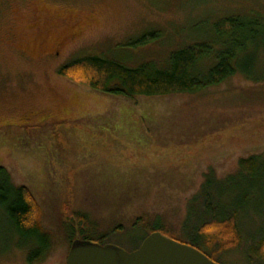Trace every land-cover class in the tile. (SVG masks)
<instances>
[{"label":"rangeland","instance_id":"374dc122","mask_svg":"<svg viewBox=\"0 0 264 264\" xmlns=\"http://www.w3.org/2000/svg\"><path fill=\"white\" fill-rule=\"evenodd\" d=\"M237 14L264 17V0H0V167L32 191L52 233L33 264H67L70 238L82 237L64 223L69 204L98 221L94 241L106 234L133 251L159 223L219 264H264L250 253L264 235V81L237 74L201 93L126 98L59 73L89 56L167 67L171 52ZM252 156L249 175L240 161ZM239 205V245L200 241L203 223ZM10 234L0 213V264H31Z\"/></svg>","mask_w":264,"mask_h":264},{"label":"trees","instance_id":"16d2710c","mask_svg":"<svg viewBox=\"0 0 264 264\" xmlns=\"http://www.w3.org/2000/svg\"><path fill=\"white\" fill-rule=\"evenodd\" d=\"M203 32L202 42L171 52L167 67H160L153 62L130 67L116 59L89 56L63 66L59 73L100 92L126 98L201 93L229 81L237 74L252 78L257 83L264 81V69L261 75L256 72L258 56L264 49V17L255 14H249L248 17L229 15L214 22ZM151 37L146 35L133 42V45L146 44ZM240 164L252 175L258 157L242 159ZM205 195L207 208L212 210L211 196L208 193ZM250 197L251 194L246 193L241 206H245ZM241 206H231L234 211L229 216L223 212L222 218L203 223L197 229L202 237L200 241L211 244L217 239L222 243L218 247L220 252L234 244L228 242L231 235L237 238L235 245H239L241 232L237 224V211ZM65 208L64 223L72 231L71 236L79 231L82 236L80 240L105 244L106 234L98 236L99 239L95 241L92 239L100 228L97 220L87 212L72 209L70 204L65 205ZM0 213L12 230L10 239L16 238L17 247L28 250L27 258L31 264L48 256L52 233L42 224V206L28 187H16L11 183L4 167H0ZM145 223L144 218L138 219L137 224ZM147 224L151 228L149 234L155 231L164 234L162 224ZM75 240L70 238L71 243ZM193 245L201 249L197 241H193ZM250 253L252 257L264 260V235L251 246Z\"/></svg>","mask_w":264,"mask_h":264},{"label":"water","instance_id":"95a60500","mask_svg":"<svg viewBox=\"0 0 264 264\" xmlns=\"http://www.w3.org/2000/svg\"><path fill=\"white\" fill-rule=\"evenodd\" d=\"M67 264H219L193 245L155 231L141 246L127 251L113 244L77 239L72 242Z\"/></svg>","mask_w":264,"mask_h":264},{"label":"flooded vegetation","instance_id":"af4514ba","mask_svg":"<svg viewBox=\"0 0 264 264\" xmlns=\"http://www.w3.org/2000/svg\"><path fill=\"white\" fill-rule=\"evenodd\" d=\"M143 243V241L140 243V245L139 246H141V244Z\"/></svg>","mask_w":264,"mask_h":264}]
</instances>
